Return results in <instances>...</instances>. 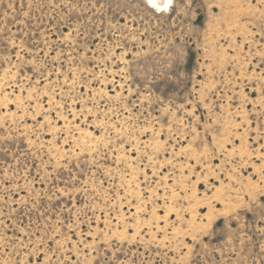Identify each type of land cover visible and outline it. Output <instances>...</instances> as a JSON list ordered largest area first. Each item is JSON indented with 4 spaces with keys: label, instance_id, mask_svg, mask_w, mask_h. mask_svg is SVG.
I'll list each match as a JSON object with an SVG mask.
<instances>
[{
    "label": "rangeland",
    "instance_id": "374dc122",
    "mask_svg": "<svg viewBox=\"0 0 264 264\" xmlns=\"http://www.w3.org/2000/svg\"><path fill=\"white\" fill-rule=\"evenodd\" d=\"M0 264H264V0H0Z\"/></svg>",
    "mask_w": 264,
    "mask_h": 264
},
{
    "label": "bare ground",
    "instance_id": "6f19581e",
    "mask_svg": "<svg viewBox=\"0 0 264 264\" xmlns=\"http://www.w3.org/2000/svg\"><path fill=\"white\" fill-rule=\"evenodd\" d=\"M156 9H164L167 6L168 0H147Z\"/></svg>",
    "mask_w": 264,
    "mask_h": 264
}]
</instances>
